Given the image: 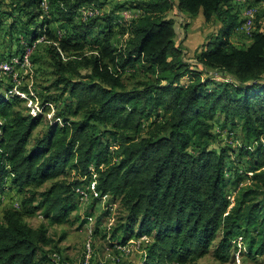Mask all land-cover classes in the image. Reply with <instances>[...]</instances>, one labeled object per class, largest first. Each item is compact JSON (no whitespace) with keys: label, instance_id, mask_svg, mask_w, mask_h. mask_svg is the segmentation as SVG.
Returning <instances> with one entry per match:
<instances>
[{"label":"trees","instance_id":"1","mask_svg":"<svg viewBox=\"0 0 264 264\" xmlns=\"http://www.w3.org/2000/svg\"><path fill=\"white\" fill-rule=\"evenodd\" d=\"M242 1L126 0L81 19L82 6L103 0H49V9L44 0H0V28L8 22L7 35L20 36L11 57L41 36L31 61L42 62L37 54L46 44L61 86L34 115L14 108L24 96L11 76L0 82V207L1 195H21L19 207H5L0 217V264H59L60 249L44 250L54 244L48 227L24 218L40 212L51 224L67 222L83 200L77 189L94 174L99 195L85 221L103 196L120 201L126 216L111 238L117 247L146 241L142 264L193 263L208 253L228 262L238 239L244 254H264V5ZM251 6L254 27L237 44L231 36L245 30L243 9ZM123 7L140 14L125 24L122 43L112 21ZM174 7L220 23L196 54L214 72L206 81L176 40V23L166 16ZM137 67L148 79L127 87L125 74ZM44 119L47 129L30 147ZM217 139L225 145L213 146ZM48 181L39 193L31 188Z\"/></svg>","mask_w":264,"mask_h":264},{"label":"rangeland","instance_id":"2","mask_svg":"<svg viewBox=\"0 0 264 264\" xmlns=\"http://www.w3.org/2000/svg\"><path fill=\"white\" fill-rule=\"evenodd\" d=\"M126 2V0H103L102 8L100 5L93 3L84 5L80 8L79 14L80 18H86L89 13L96 14H109L115 7L119 4ZM247 4L249 2H246ZM264 5V2H263ZM89 6V7H88ZM91 9H88L90 8ZM84 8H87V14H84ZM94 9V10H93ZM251 9V15L249 16L250 24L249 30L251 27H254V18L256 17L257 9L253 6L249 7ZM83 11V12H82ZM124 11L126 12V16H130L127 18L124 16ZM47 12V11H46ZM117 17L112 21L113 29L116 31L120 42L123 43L124 39H127L129 33L125 32V34L121 33L122 30L126 27L125 24L135 15L140 14L136 10L132 9V7L122 8L119 10H115L114 12ZM120 14H122L120 16ZM246 14V13H245ZM244 11L242 17H244ZM91 15V16H93ZM166 16L174 19L176 23V29L178 31L176 40L179 44H181L183 51L185 52V60L191 64V67L196 70H200L203 73V79L206 81L209 77H212L213 71L207 72L204 67L200 65L196 59L197 50H199L204 43L208 41V39L216 33L219 28V21L213 18L210 21H206V19L202 15L191 16L182 11L178 10L177 7L170 9ZM264 21V17H263ZM55 27L57 24H53ZM8 22L3 24L0 28V66L4 63H8L6 65V69L4 67H0V78H4V82H9L11 76L14 81L13 89L17 94L23 95V99L16 101L13 106L15 109H18L24 113L28 114H36L37 111H42L40 106V102L46 96L55 97L59 93H61V86L55 85L57 79V73L54 67H51L52 58L51 54L48 53L46 44L41 45V50L37 54L39 59H41V63H34L31 61V55L34 50L38 47L41 42H44L40 37L36 39L33 43L34 46L30 51V56L27 59L22 55L12 56V53H16L19 49L18 44V34H14L11 38L7 35L8 31ZM246 33H245V32ZM244 31L238 30L231 36V40L236 42L237 44L242 43L244 39H246V34L248 33L247 29ZM45 40V39H44ZM39 41V42H38ZM37 43V44H35ZM28 45H26V49H28ZM92 47L87 48V51H91ZM25 52V51H24ZM23 52V53H24ZM22 53V54H23ZM25 64H24V63ZM22 63V65H21ZM24 64V65H23ZM19 79H18V75ZM53 72V73H52ZM149 73H146L141 67H137L135 71L133 69L127 70L125 74V83L127 87L140 85L142 82L147 81ZM190 76L185 77L187 80ZM218 78V77H217ZM216 78V79H217ZM27 85L31 92L30 94H25L22 92L20 86ZM50 89L47 90L44 87L49 86ZM60 85V84H59ZM13 87V88H14ZM58 104L60 102H57ZM55 104H50V110L48 115L51 117L55 111ZM80 115H72L71 119H79ZM218 122L224 123L225 117L224 115H219ZM219 124V123H218ZM229 125V124H228ZM147 128V125L144 129ZM47 129V122L45 119L43 122L37 127L34 131L32 138L30 139L29 146L32 147L35 143V140L42 134L43 131ZM217 130V128H216ZM225 136H227L228 132L224 130ZM233 141V140H232ZM213 146H224V143H221L220 140L217 139L216 142L212 143ZM69 172L67 177L72 178V174ZM93 177H96L94 174ZM50 181L45 183L40 187L32 186L31 188L40 192L46 189L50 185ZM7 196V201L5 202V195ZM1 195L3 206L0 207V217L3 215V210L5 207L13 204L16 207H19V197L15 190H10L8 193ZM20 195V196H19ZM99 194L91 192L89 196L82 198L81 206L78 210L74 211L69 220L67 222H63L61 224H51L50 221L43 216L40 212L35 213L31 216H25V221L34 227H39L44 224L48 227L49 235L53 238L54 244L50 246H45L44 250L49 254L50 252L58 248L61 250V260L59 264H85V253L87 251L88 244L92 242V256L90 258L89 264H142L143 262V252L142 248L146 245V241H142V239H137L136 237L131 239L130 243L127 246H115L112 238L110 228L117 225L118 222L121 223L124 219L125 210L122 207L120 201H116V204H111L110 196L103 198L100 202L95 204L94 211L92 217H89L87 221L86 212L89 209V205L94 198H96ZM232 199L236 196L235 191H232V195H229ZM39 197V196H38ZM82 197V196H81ZM12 200H15L12 202ZM37 203V202H36ZM1 204V205H2ZM109 209L110 214L103 216L104 212ZM84 221V222H83ZM97 227V232L95 229ZM109 231V232H108ZM220 234V232H219ZM221 236V234H220ZM218 236V239L220 238ZM56 245V247H55ZM247 246V243H246ZM245 246V247H246ZM120 247H127L125 250L119 249ZM244 249H236L232 248L233 259H230L228 262H221L217 260V258L212 253H208L206 256L200 258L198 261L187 264H239V259H234L237 256H241L244 260H241V264H264V254L257 255L256 257H251L247 253H243ZM179 264V263H175Z\"/></svg>","mask_w":264,"mask_h":264},{"label":"built area","instance_id":"3","mask_svg":"<svg viewBox=\"0 0 264 264\" xmlns=\"http://www.w3.org/2000/svg\"><path fill=\"white\" fill-rule=\"evenodd\" d=\"M44 4L46 5L47 9H49V0H45ZM250 11H251V9H248V12H246V14H245V23L243 25V29H247V31H249V12ZM123 14H124L125 17L130 18V16H126V12L125 11H124ZM35 44H37V43H35ZM21 55H26V63H27V57L30 55V53L29 54H21ZM7 64L8 63H4L0 67H4L6 69V65ZM21 65H22V63H21ZM17 75H18V73H17ZM3 79L4 78H0V82L3 81ZM18 79H19V75H18ZM13 89H15V87ZM217 130H218V128H217ZM223 134L225 135V132ZM230 195H232V192H231ZM7 196H8V194L5 195V202L7 201ZM80 196H82V194ZM106 197H108V195L103 196V198H106ZM13 201H15V200H12V202ZM85 201H86V198H85ZM3 205H4V203L1 206H3ZM236 247H238V241H236ZM126 248L127 247H120L119 249L125 250ZM91 256H92V242L90 244H88L87 251L85 253V264H89L90 263ZM234 259H239V264H241V260H244V258L241 257V256H237ZM54 260H56V261L60 260V256L58 254H55L54 255Z\"/></svg>","mask_w":264,"mask_h":264},{"label":"bare ground","instance_id":"4","mask_svg":"<svg viewBox=\"0 0 264 264\" xmlns=\"http://www.w3.org/2000/svg\"><path fill=\"white\" fill-rule=\"evenodd\" d=\"M45 1V0H44ZM45 5V4H44ZM89 7V6H88ZM82 9V8H81ZM88 9H91V6H90V8H88ZM88 9L87 8H84V14H87V11H88ZM94 10V9H93ZM83 12V11H82ZM94 14V12L93 13H89V14H87V15H84V16H88V15H93ZM251 22H250V19H249V24H250ZM43 39V38H42ZM39 42V41H38ZM29 47V46H28ZM30 51H31V47H29L28 49H26V52H25V54H29L30 53ZM23 56V55H22ZM25 57H26V55H24ZM23 56V57H24ZM30 56V55H29ZM28 56V57H29ZM28 57H27V59H28ZM24 63V62H23ZM25 64V63H24ZM23 64V65H24ZM94 176V175H93ZM95 178L96 177H93V179L89 182V183H86V184H84L83 186H81V187H79L78 189H77V191H78V193H80V194H82V198H84V197H86V196H89V194L91 193V192H94V193H96V194H99L97 191H96V181H95ZM238 241V249H244L243 248V246H242V243H241V239H238L237 240Z\"/></svg>","mask_w":264,"mask_h":264},{"label":"crops","instance_id":"5","mask_svg":"<svg viewBox=\"0 0 264 264\" xmlns=\"http://www.w3.org/2000/svg\"><path fill=\"white\" fill-rule=\"evenodd\" d=\"M238 2L239 3H242V2H244V1H242V0H238ZM263 2H264V0H263ZM256 8V7H255ZM244 10V14L246 13V12H248V9H246V8H244L243 9ZM251 15V11L249 12V16ZM244 30V29H243ZM240 31V30H239Z\"/></svg>","mask_w":264,"mask_h":264}]
</instances>
